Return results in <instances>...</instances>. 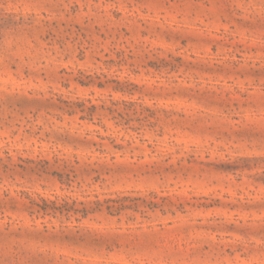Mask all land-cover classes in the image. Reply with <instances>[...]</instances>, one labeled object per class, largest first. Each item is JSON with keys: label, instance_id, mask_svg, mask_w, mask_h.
<instances>
[{"label": "rangeland", "instance_id": "1", "mask_svg": "<svg viewBox=\"0 0 264 264\" xmlns=\"http://www.w3.org/2000/svg\"><path fill=\"white\" fill-rule=\"evenodd\" d=\"M0 264H264V0H0Z\"/></svg>", "mask_w": 264, "mask_h": 264}]
</instances>
